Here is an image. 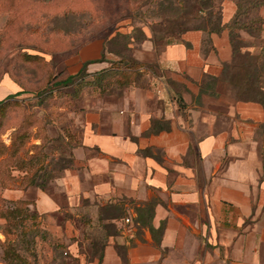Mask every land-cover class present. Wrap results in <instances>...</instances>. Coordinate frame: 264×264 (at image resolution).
Here are the masks:
<instances>
[{"label":"crops","instance_id":"obj_1","mask_svg":"<svg viewBox=\"0 0 264 264\" xmlns=\"http://www.w3.org/2000/svg\"><path fill=\"white\" fill-rule=\"evenodd\" d=\"M235 9L222 1L223 23ZM140 32V55L131 42L126 53L92 37L58 81L85 61L89 79L127 55L142 63L146 85L87 86L96 94L82 103L74 94L65 120L45 121L41 133L33 125L28 151L45 140L49 178L43 186L16 178L1 196L32 201L39 226L68 250L66 264H264V108L224 97L228 30L187 29L163 45ZM19 88L4 75L0 99Z\"/></svg>","mask_w":264,"mask_h":264},{"label":"rangeland","instance_id":"obj_2","mask_svg":"<svg viewBox=\"0 0 264 264\" xmlns=\"http://www.w3.org/2000/svg\"><path fill=\"white\" fill-rule=\"evenodd\" d=\"M30 1L21 0L20 4L25 7L31 4ZM154 2L155 0H49L46 4L43 3L42 7L34 6L37 9L36 11L41 10L45 13L40 27L32 26L27 29V24L25 23H21L22 25L14 23V25H9L10 29L6 27L5 30L4 26L7 18L5 23L0 26V80L7 74L19 85V90L22 86L26 90L15 96V98H18L22 102V105H13L8 109L6 115L7 127L0 132V139L9 146L11 134L15 126L24 119L23 117L26 113L32 111L39 117L42 116L46 120L56 124L66 119V111L73 108L75 99L73 96L75 95L72 92L71 84L59 87L58 78L66 75L67 59L78 51V46L82 42L92 37H101L107 40L109 48L114 50L124 48L126 53L128 52V43L131 42V45L135 47V53L140 55V36H143L140 29L144 27L148 28L150 39L153 41L158 39L156 42L162 45L165 40H174L175 36H168L167 39H161L160 36L167 34V31H170L171 28H173L172 33L175 35L174 33L178 30L176 21L174 25V20L167 21L162 17H149L145 14L153 9ZM163 3L166 4L167 0H164ZM102 7L109 11L119 9L124 12V15L128 13V16L121 17L112 23V25L108 27L104 26L103 29L100 28L101 30L96 31L89 26V24L95 25L90 23L92 21L91 15L95 13L96 8ZM161 10L172 16L174 15L171 9ZM140 12L143 15H140ZM112 20H109V22ZM243 22L253 23L254 27L261 26L262 29L251 30L244 27L242 25ZM190 23H194V20L189 19L187 22L185 19L181 25ZM51 28L53 30L49 32ZM4 31L5 34L3 35ZM115 31L117 32L116 35L110 39L109 35L115 33ZM232 31L235 34V43L240 49V53H237L235 61L237 64L249 61L250 57L246 53L255 54L264 44V5L257 9H250L237 17V23L233 24ZM130 35L133 36L132 39ZM23 51L37 52L48 60V63L45 64L43 59L30 62L23 61L21 58ZM251 60L253 61L252 58ZM234 65H231L229 68L230 74H234ZM240 73H243V70ZM51 75H53V79L49 81ZM85 76L87 77V75ZM47 85L53 88L52 94L48 96L44 95V89ZM221 89L225 99L232 100L235 98L234 92L226 81L223 82ZM211 90L214 94L216 90L215 84L213 88L211 87ZM81 91L80 103L83 100L87 101L91 99L90 95L96 94L89 87L81 89ZM79 100L77 101V105ZM32 133L25 141V150H29L28 148L37 140ZM258 145L259 160L264 171V124L258 131ZM24 151L20 153L24 154ZM13 171L16 176H21L25 173L18 169H13ZM16 180H11L6 186L0 185V189L14 187L18 184ZM1 194L2 191L0 192V198L11 199L1 196ZM3 202L5 205L7 204V201L4 200ZM0 217L4 220V222H0V230L4 234L3 238L0 236V261H2V264H8L3 256V248L8 244L7 237H14L18 229L14 227V234L6 236L3 232L5 218L3 216ZM19 229H22V227L20 226ZM44 238L43 236L41 239H37L32 248L33 250L20 248L17 252L18 255L26 256L32 264H66L68 250L55 240L54 235L51 234L48 238ZM62 257L64 261L61 260Z\"/></svg>","mask_w":264,"mask_h":264},{"label":"trees","instance_id":"obj_3","mask_svg":"<svg viewBox=\"0 0 264 264\" xmlns=\"http://www.w3.org/2000/svg\"><path fill=\"white\" fill-rule=\"evenodd\" d=\"M48 1L49 0H31V4L24 7L20 4L21 0H0V12L8 13V19L4 29L6 27L9 28L11 25H14V23H19L20 25H22L21 23H25L27 24V29L32 26L40 27L44 20L43 17L45 16V13L41 10L36 11L37 9L34 6L42 7L43 3L46 4ZM222 1L223 0H167V3L164 4V0H155L153 9L145 14L149 17H162L167 21L174 20V25L176 21L178 30L174 33L175 35L172 33L173 28H171L170 31H167V34H164L166 36H160L161 39H167L168 36H175V39H177L181 32L187 29L200 28L208 32H218L226 28L232 46V58L230 61L223 64L220 78L230 85L231 90L234 92V99L258 101L264 108V44L257 53H246L250 57L249 61L237 64L235 60L238 55L237 53H240V49L235 43V34L232 31L233 24L237 23V17L246 13L250 9H257L263 6L264 0H234L236 9L229 20L224 23L222 22ZM161 9H171L173 12L172 14L174 15L167 14ZM140 15H143L142 12H140ZM125 16H128V13L124 15V12L119 9L116 11H109L103 7L96 8L95 13H92L91 15L92 21L90 22L95 25L89 24V26L98 31L100 28L103 29L104 26L108 27L119 18ZM185 19L187 22L189 19L194 20V23L187 25L182 24V26L181 23ZM109 20L112 21L109 22ZM242 25L251 30L262 29L261 26L254 27L253 23L249 24L243 22ZM52 30L53 28H51L49 32ZM4 34L5 31L3 32V35ZM90 39L82 42L78 48ZM156 40L154 41L156 42ZM165 42L170 41L165 40ZM156 44H158V42H156ZM21 58L23 61L29 62L43 59L45 64L48 63V60L43 58V56L37 52L23 51ZM87 62L89 61L83 62L81 68L77 72L70 74L66 79L59 80L58 83L63 85H73L74 90L72 92L75 95H79L81 89L85 86H92L95 89L99 88V92L104 93L108 87L115 84L122 87L128 86L129 84L146 85L144 71L140 69L142 63L130 56L122 55L121 58L113 62L110 67L101 69L94 73L92 78L89 79L85 76L87 74L85 70ZM233 64H235L233 70L234 74H230L229 68ZM242 70L243 73H240ZM216 78L217 77H213L211 79L215 81ZM52 79L53 75L49 77V81ZM24 90L26 89L22 86L17 92L7 94L0 99V132L7 127L6 115L8 109L13 105H22V102L18 98H15V96ZM44 91V95L48 96L52 94L53 88L47 85ZM23 118L24 119H22L12 131L9 146L0 139V156L4 155L0 158L1 186L8 185L11 180L16 178L20 179V184L22 186H43L49 178V169L47 170L48 167L44 165L46 156L42 151L45 140L41 141L40 144L35 145L32 153H28V150L24 149L25 141L29 138L32 132V126L36 124L39 129L38 133H41V127L47 120L42 116L39 117L33 111L26 113ZM21 151H24V154H21ZM13 169H18L25 173L21 176H16L12 172ZM4 200L7 201L6 205L3 202ZM31 202V200L25 198L8 200L0 198V216L5 218L3 232L6 236H9L10 234H14V227H17L18 229L17 232H15L14 237H7L8 244L3 248V256L8 264H32L26 256H20L17 252L20 248H23L24 250H33L32 248L37 239H41L43 236L48 238L47 233L39 226L37 212L29 207ZM20 226L22 229H19Z\"/></svg>","mask_w":264,"mask_h":264},{"label":"built area","instance_id":"obj_4","mask_svg":"<svg viewBox=\"0 0 264 264\" xmlns=\"http://www.w3.org/2000/svg\"><path fill=\"white\" fill-rule=\"evenodd\" d=\"M129 220H130V219H129L128 217H125V221H127V222H128Z\"/></svg>","mask_w":264,"mask_h":264}]
</instances>
